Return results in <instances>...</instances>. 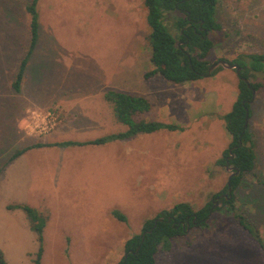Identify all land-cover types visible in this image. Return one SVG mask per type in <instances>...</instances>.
I'll list each match as a JSON object with an SVG mask.
<instances>
[{
	"label": "rangeland",
	"instance_id": "1",
	"mask_svg": "<svg viewBox=\"0 0 264 264\" xmlns=\"http://www.w3.org/2000/svg\"><path fill=\"white\" fill-rule=\"evenodd\" d=\"M30 2L0 0V248L12 264H33L37 236L26 214L9 208L28 204L48 218L42 264H119L126 241L147 219L180 202L200 209L228 195L233 171L217 161L231 143L222 116L237 100L239 77L218 65L216 75L184 85L160 75L146 79L153 65L144 0H40L39 40L16 92L31 39ZM217 16L224 32L212 35V64L264 54V0H222ZM252 82L263 85L249 121L256 166L234 206L264 242V74ZM109 89L146 96L153 108L140 118L184 131L35 148L9 162L35 144L124 131L104 99ZM230 208L219 200L209 228L175 239L156 264H264V249Z\"/></svg>",
	"mask_w": 264,
	"mask_h": 264
},
{
	"label": "trees",
	"instance_id": "2",
	"mask_svg": "<svg viewBox=\"0 0 264 264\" xmlns=\"http://www.w3.org/2000/svg\"><path fill=\"white\" fill-rule=\"evenodd\" d=\"M31 0L27 6L30 16V45L26 56L20 63L19 72L13 83L16 92L21 91L24 73L36 48L40 34V16L38 3ZM222 0H144L147 10L146 22L149 27L147 37L151 49L153 69L145 74L146 79L157 75L167 82L177 85L192 83L217 74L219 68L210 72L213 65L208 57L214 48L213 34H222L224 26L218 19V6ZM241 67L238 97L231 111L222 116L225 127L231 136V143L224 151L218 165L236 167L239 174L228 182L224 192L228 198L216 195L224 205H229L230 212L251 237L257 240L262 249L264 242L259 231L239 214L234 206L236 190L246 174L254 171L256 166L255 137L249 121L253 117V104L256 99L254 91L263 87L261 83L252 82L256 74H264V54L253 53L240 55L233 62ZM104 99L112 106L116 121L126 127L122 132L108 134L86 142L65 141L54 144H35L17 150L10 161H15L31 149L43 147L103 146L115 141L133 139L139 135H150L159 131H184L183 126L155 120H145L141 116L152 111L149 98L141 94H132L117 89H109ZM227 161H229L227 163ZM221 198V199H220ZM10 209L22 210L30 223L31 230L37 236L38 250L33 264H42L44 255V231L48 218L38 209L28 204H17ZM215 202H208L202 208L195 209L187 202L177 203L171 209L160 211L154 218L147 219L141 232L129 238L124 245V256L119 264H156L161 250L170 251L175 239L186 236L194 229L206 230L210 219L217 212ZM113 217L126 222V216L119 210L112 211ZM0 264H9L4 252L0 249Z\"/></svg>",
	"mask_w": 264,
	"mask_h": 264
},
{
	"label": "water",
	"instance_id": "3",
	"mask_svg": "<svg viewBox=\"0 0 264 264\" xmlns=\"http://www.w3.org/2000/svg\"><path fill=\"white\" fill-rule=\"evenodd\" d=\"M218 65H221L227 69H230V70H235L236 71V74L238 75V77L240 79H242L243 81H246L247 83H249V80L243 78V77H240L241 75V67L237 64H234V63H230V62H227L225 60H220L219 62L213 64L211 66V69H210V72L215 69ZM210 77V76H209ZM254 93L256 94V91H254ZM227 170H230V171H233V173L231 174L230 178H229V181L231 180V178L237 174H239V170L236 168V167H230V166H227ZM229 185V192H231V187H230V184L228 183ZM222 197V196H221ZM223 197L225 198H228V195L225 194L223 195Z\"/></svg>",
	"mask_w": 264,
	"mask_h": 264
},
{
	"label": "flooded vegetation",
	"instance_id": "4",
	"mask_svg": "<svg viewBox=\"0 0 264 264\" xmlns=\"http://www.w3.org/2000/svg\"><path fill=\"white\" fill-rule=\"evenodd\" d=\"M228 162H229V161H227V163H228ZM227 166H229V164H227L226 167H227ZM223 195H224V194H223ZM223 195H221V196L223 197ZM214 202H215V206H216V205L218 204V202H219V199L215 200Z\"/></svg>",
	"mask_w": 264,
	"mask_h": 264
},
{
	"label": "crops",
	"instance_id": "5",
	"mask_svg": "<svg viewBox=\"0 0 264 264\" xmlns=\"http://www.w3.org/2000/svg\"><path fill=\"white\" fill-rule=\"evenodd\" d=\"M0 249L4 252L5 257H6L7 261L9 262V264H12V263L8 260V258H7V256H6V252H5V250H3L2 248H0Z\"/></svg>",
	"mask_w": 264,
	"mask_h": 264
}]
</instances>
